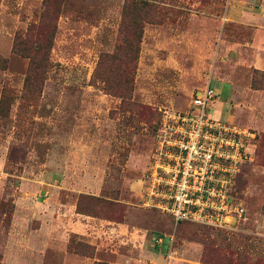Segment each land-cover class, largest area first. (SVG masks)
Returning a JSON list of instances; mask_svg holds the SVG:
<instances>
[{
  "label": "rangeland",
  "instance_id": "rangeland-1",
  "mask_svg": "<svg viewBox=\"0 0 264 264\" xmlns=\"http://www.w3.org/2000/svg\"><path fill=\"white\" fill-rule=\"evenodd\" d=\"M0 58V264H264V0H0ZM205 87L247 133L230 228L148 195L160 112Z\"/></svg>",
  "mask_w": 264,
  "mask_h": 264
},
{
  "label": "built area",
  "instance_id": "built-area-1",
  "mask_svg": "<svg viewBox=\"0 0 264 264\" xmlns=\"http://www.w3.org/2000/svg\"><path fill=\"white\" fill-rule=\"evenodd\" d=\"M212 95L205 87L191 94L184 110L160 112L148 195L174 223L230 228L244 214L235 179L248 160L247 133L209 114Z\"/></svg>",
  "mask_w": 264,
  "mask_h": 264
},
{
  "label": "trees",
  "instance_id": "trees-1",
  "mask_svg": "<svg viewBox=\"0 0 264 264\" xmlns=\"http://www.w3.org/2000/svg\"><path fill=\"white\" fill-rule=\"evenodd\" d=\"M17 39L15 38L14 39V43H13V49H15L16 50V45H17V43H19L20 41H16ZM3 64H4V59H1L0 58V69L3 67ZM159 119V118H158ZM157 122H158V120H157ZM156 126H157V124H156ZM155 126V127H156ZM156 129V128H155ZM155 131V130H154ZM158 248L155 246V247H153V250H157Z\"/></svg>",
  "mask_w": 264,
  "mask_h": 264
}]
</instances>
